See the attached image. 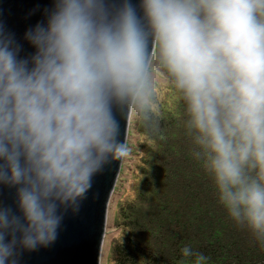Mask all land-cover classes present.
<instances>
[{
	"label": "clouds",
	"instance_id": "clouds-1",
	"mask_svg": "<svg viewBox=\"0 0 264 264\" xmlns=\"http://www.w3.org/2000/svg\"><path fill=\"white\" fill-rule=\"evenodd\" d=\"M41 17L27 53L0 22V185L16 204H0V264L56 242L128 155L120 121L155 122L162 81L220 203L264 242V0H51ZM205 262L181 249L180 264Z\"/></svg>",
	"mask_w": 264,
	"mask_h": 264
},
{
	"label": "trees",
	"instance_id": "trees-1",
	"mask_svg": "<svg viewBox=\"0 0 264 264\" xmlns=\"http://www.w3.org/2000/svg\"><path fill=\"white\" fill-rule=\"evenodd\" d=\"M159 93L152 126L128 124L129 166L121 165L110 197L118 233L106 264H180L185 246L205 264H264V242L230 217L196 156L183 102L163 81Z\"/></svg>",
	"mask_w": 264,
	"mask_h": 264
},
{
	"label": "water",
	"instance_id": "water-1",
	"mask_svg": "<svg viewBox=\"0 0 264 264\" xmlns=\"http://www.w3.org/2000/svg\"><path fill=\"white\" fill-rule=\"evenodd\" d=\"M110 2L118 5L120 0ZM131 2L138 5L139 0ZM45 7H51V0H0V22L21 40L25 53L32 49L23 41V34L29 26L42 18L41 11ZM127 132L128 125L121 120V141L127 140ZM121 163L122 160L115 161L102 173L94 176L92 188L87 193V199L82 202L80 212L77 215H73L71 211L65 214L58 239L53 245L33 252H23L19 257V264H99L108 204ZM0 204L16 210L14 188L0 185Z\"/></svg>",
	"mask_w": 264,
	"mask_h": 264
},
{
	"label": "rangeland",
	"instance_id": "rangeland-1",
	"mask_svg": "<svg viewBox=\"0 0 264 264\" xmlns=\"http://www.w3.org/2000/svg\"><path fill=\"white\" fill-rule=\"evenodd\" d=\"M134 138L129 139L130 142H134ZM130 153H128V155L123 158L121 165H128L129 166V161L128 158ZM128 166L124 169L123 171V175H125L124 177L122 176V181H125L128 178ZM131 183V181L129 180L128 183ZM126 187V186H124ZM111 199V198H110ZM115 203V199L114 197L112 198V200L109 201L108 204V210H107V217H106V226H105V235H104V239H103V244H102V251L100 253L101 259L99 261V264H106L107 262V256H108V249L110 247V245L112 244V241L114 239H116L117 237V233L118 231L114 228V224L112 223V210H113V205Z\"/></svg>",
	"mask_w": 264,
	"mask_h": 264
}]
</instances>
